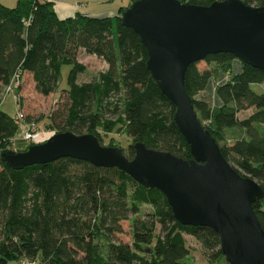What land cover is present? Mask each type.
<instances>
[{
	"label": "trees",
	"instance_id": "obj_1",
	"mask_svg": "<svg viewBox=\"0 0 264 264\" xmlns=\"http://www.w3.org/2000/svg\"><path fill=\"white\" fill-rule=\"evenodd\" d=\"M179 1L208 6L222 0ZM240 1L264 6V0ZM124 9L113 17L77 13L60 20L50 2L19 0L14 8L0 3V85L5 87L15 76L22 80V75H28L39 95L63 92V105L47 118L48 131L92 134L101 144L98 129L111 132L120 128L132 142L130 159L133 145L142 143L148 149L190 160L189 146L174 123L175 108L160 93L146 67V48L139 36L121 23ZM80 50L107 64L97 81L78 82L79 75L86 72L78 61ZM234 60L231 54L220 53L204 58L207 67L203 71L197 69V63L191 64L185 74V91L224 159L264 191V94L251 89L264 84V70L241 63V71L232 75ZM64 66L70 67L68 87L59 90ZM220 74L231 78L215 87L219 105L197 99ZM119 94L123 98L116 100ZM249 109H254L253 114L240 120L238 114ZM105 114L115 119L106 120ZM32 121L24 117L23 124ZM19 129L15 116L0 109V153L13 151L11 143ZM262 201L253 203L252 208L264 231ZM142 207L149 212L137 217ZM125 221L131 225L130 243L117 237ZM184 235L210 253L212 264H226L215 232L181 225L160 191L139 185L116 168L62 158L16 171L0 158V264L12 260L33 264H186L189 251Z\"/></svg>",
	"mask_w": 264,
	"mask_h": 264
},
{
	"label": "water",
	"instance_id": "obj_2",
	"mask_svg": "<svg viewBox=\"0 0 264 264\" xmlns=\"http://www.w3.org/2000/svg\"><path fill=\"white\" fill-rule=\"evenodd\" d=\"M120 19L146 48L151 79L174 106L175 126L192 158L184 160L135 143L130 159L117 147L102 146L92 134L71 132L55 133L22 152L2 151L0 158L16 171L62 158L116 168L139 185L160 191L181 225L215 232L226 264H264V231L252 208L264 200V191L224 159L185 91L188 67L208 55L228 53L242 64L264 70V6L240 0L208 6L138 0L122 11Z\"/></svg>",
	"mask_w": 264,
	"mask_h": 264
},
{
	"label": "rangeland",
	"instance_id": "obj_3",
	"mask_svg": "<svg viewBox=\"0 0 264 264\" xmlns=\"http://www.w3.org/2000/svg\"><path fill=\"white\" fill-rule=\"evenodd\" d=\"M5 7L14 8L17 5L19 0H0ZM41 1V0H40ZM42 2V1H41ZM84 8L82 12H91L95 13L99 16L109 15L111 12L112 15L116 16L118 10L122 7L127 9L129 5H131V1L129 0H84ZM87 7V8H85ZM130 7V6H129ZM128 7V8H129ZM85 9V10H84ZM125 10V9H124ZM123 10V11H124ZM78 61L86 67V72L84 74L79 75L78 82L79 83H88L97 81L100 74L105 72L107 69V64L104 63L100 59H96L95 57L87 56L82 54ZM206 64L203 61L197 62V69L199 71H203L206 69ZM70 67L64 66L61 70L60 81H59V90L66 89L67 85V76L69 73ZM227 78L222 77L221 79L218 77L214 78L212 82L208 85L207 89L198 94L196 96L197 99H203L208 102L210 105L216 104L215 98V87L225 81ZM251 89L258 94H264V84L262 85H252ZM18 95L20 97V105L19 110L21 113L33 120L38 130L42 134H55L54 132L48 131L46 124H48V117L55 111L59 110L63 105L65 94L61 91H57L54 94H51L47 97L39 95L36 93L34 89V83L31 80V77L28 75H22L21 86L18 90ZM123 95L119 94L116 100L122 99ZM115 100V101H116ZM0 109L5 112L7 115L13 117L17 113V108L13 102V96L11 94H5V87L0 86ZM254 109H249L247 111L240 112L238 114V118L240 120L246 119L251 114H253ZM104 119L106 120H114L115 118L110 114H105ZM207 125V124H206ZM22 127L20 126L19 133L14 137V141L11 143V148L13 151H24L29 144L23 141L22 139ZM99 136L101 138L102 146L107 147V145L111 144V147L119 148L122 153L129 157L128 148L129 145L132 144L131 139L123 133V131L118 128L111 132H105L102 129H98ZM44 136L45 139H48L50 135ZM43 142V143H44ZM230 144V141H227ZM42 144V143H41ZM38 145V144H37ZM261 209L264 210V200L261 202ZM149 209L147 207H142L141 214L137 217H141L143 214L148 213ZM122 234L117 235L118 239L124 243L131 242V225L128 221L122 223ZM159 227H157V231ZM184 240L186 243V247L189 251L188 257L184 260L186 264H212L213 262L210 260V253L205 252L202 249L200 243H198L194 238L190 236L184 235ZM9 264H21L17 260H12Z\"/></svg>",
	"mask_w": 264,
	"mask_h": 264
},
{
	"label": "crops",
	"instance_id": "obj_4",
	"mask_svg": "<svg viewBox=\"0 0 264 264\" xmlns=\"http://www.w3.org/2000/svg\"><path fill=\"white\" fill-rule=\"evenodd\" d=\"M41 1L52 3L54 12H55L57 18L60 20H64L67 18L74 17L77 13L85 15V16H89V17H100V18L101 17H113L114 16V15H112L111 12H109L108 13L109 15H106V16H104V15L99 16V15H96L95 13H91V12L89 13L87 11L85 13L82 12L83 11L82 8H84V5H83L84 0H41ZM0 3L3 5V3L1 1H0ZM3 6H5V5H3ZM7 8H9V7H7ZM85 8H87V7H85ZM82 54L87 55L84 53L83 50H80L79 54H78V59L80 58V56ZM87 56H90V55H87ZM91 57H95V56H91ZM241 69H242V64L238 60H234L231 64V74L235 75V74L239 73L241 71ZM222 77H226L227 79L225 81H227L228 78H231V75L226 76V75L220 74L219 78L221 79ZM225 81H223V82H225ZM0 86H2V85H0ZM218 105H219V102L216 99V104H214V106H218Z\"/></svg>",
	"mask_w": 264,
	"mask_h": 264
},
{
	"label": "built area",
	"instance_id": "obj_5",
	"mask_svg": "<svg viewBox=\"0 0 264 264\" xmlns=\"http://www.w3.org/2000/svg\"><path fill=\"white\" fill-rule=\"evenodd\" d=\"M21 86V79L18 76H15L11 82L5 86V94H11L13 96V102L17 108V113L15 115L16 122L22 127V139L29 145H37L44 142V136L48 134H42L40 130H38L37 125L34 122L23 124L24 115L19 110L20 105V97L17 93L18 88ZM51 136V134H49ZM48 135V136H49ZM47 139H45L46 141ZM21 264H33L30 262H22Z\"/></svg>",
	"mask_w": 264,
	"mask_h": 264
}]
</instances>
